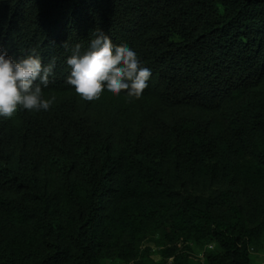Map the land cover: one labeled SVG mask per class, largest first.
<instances>
[{
	"label": "trees",
	"instance_id": "16d2710c",
	"mask_svg": "<svg viewBox=\"0 0 264 264\" xmlns=\"http://www.w3.org/2000/svg\"><path fill=\"white\" fill-rule=\"evenodd\" d=\"M98 30L151 69L139 99L66 84ZM0 46L55 60L56 97L0 117V264H253L264 0H0Z\"/></svg>",
	"mask_w": 264,
	"mask_h": 264
},
{
	"label": "clouds",
	"instance_id": "9594fccd",
	"mask_svg": "<svg viewBox=\"0 0 264 264\" xmlns=\"http://www.w3.org/2000/svg\"><path fill=\"white\" fill-rule=\"evenodd\" d=\"M86 51L75 44L66 64L70 69L66 84L85 101L98 100L105 92L139 99L151 77L137 52L126 45H115L103 31L92 33ZM55 60L43 62L33 49L22 58H13L0 46V117L10 118L18 110L47 111L56 97H45L43 89L55 76Z\"/></svg>",
	"mask_w": 264,
	"mask_h": 264
},
{
	"label": "rangeland",
	"instance_id": "374dc122",
	"mask_svg": "<svg viewBox=\"0 0 264 264\" xmlns=\"http://www.w3.org/2000/svg\"><path fill=\"white\" fill-rule=\"evenodd\" d=\"M189 253L196 261L202 262L204 250L200 247L192 246ZM251 258L253 264H264V240L259 244L258 248L251 250Z\"/></svg>",
	"mask_w": 264,
	"mask_h": 264
}]
</instances>
